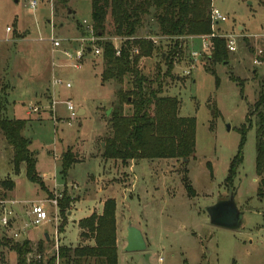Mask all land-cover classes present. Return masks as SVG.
Segmentation results:
<instances>
[{"label": "rangeland", "instance_id": "rangeland-1", "mask_svg": "<svg viewBox=\"0 0 264 264\" xmlns=\"http://www.w3.org/2000/svg\"><path fill=\"white\" fill-rule=\"evenodd\" d=\"M32 1L37 3L34 9L29 7ZM211 7L226 18L215 28L219 38L234 43L225 65L209 66V51L194 60L192 51L202 53L200 37L177 41L159 36L153 20L139 34L156 51L142 58L137 69L153 89L159 74L161 95L178 100L180 118L194 119L193 156L122 164L102 155L112 134L116 92L131 90L130 76L122 86L103 83L102 52L88 53L75 70L50 45L56 39L63 41L64 49L81 48L77 41L85 35L83 22L91 24L90 2L0 0V120L25 122L22 136L29 140L43 186L27 181L23 165L18 175L13 172L12 150L0 131V181L15 184L11 192L0 189V219L6 216L8 223H0V264H16L11 248L25 241L32 247L27 258L36 262L38 244L43 260L55 256L59 247L77 246L79 230L73 221L88 216L97 192L101 213L106 202L116 205L118 264H264V198L257 197L259 178L254 171L255 137L264 113L253 108L264 90V65L259 62L264 54V0H211ZM105 26L106 34L92 50L104 42L122 48L125 40L112 35L109 15ZM175 44L182 54L170 57L171 76L165 78L167 68L160 54L170 53ZM54 76L71 88L54 86ZM67 100L78 113L75 119L66 110ZM32 108L37 113H31ZM124 114L131 115L130 106H124ZM242 127L248 131L243 161L228 182ZM65 153L72 155L73 164L63 180L59 172ZM231 194L242 215L240 228L212 226L206 209ZM60 200L66 202L62 218ZM38 203L48 221L31 228V206ZM128 226L141 232L144 251H124Z\"/></svg>", "mask_w": 264, "mask_h": 264}, {"label": "trees", "instance_id": "trees-1", "mask_svg": "<svg viewBox=\"0 0 264 264\" xmlns=\"http://www.w3.org/2000/svg\"><path fill=\"white\" fill-rule=\"evenodd\" d=\"M91 7V25L97 38H103L106 34L105 22L109 15L112 25V35L115 38L125 40L120 55L116 56L111 42L99 43L102 51L103 71L101 80L103 83L115 81L123 85L126 76L132 80L130 91L119 88L116 92V105L112 109L110 128L111 137L105 141L103 158L118 161L122 164L134 161L154 160H188L194 154L195 121L194 119L180 118L178 116L179 102L176 98L161 95L159 74L154 83L143 77L137 64L142 58H149L156 48L150 42L140 39L139 34L148 27L153 20L158 28V35L166 38L188 39L209 36L211 31L210 9L211 0H88ZM85 34V30L83 29ZM149 32V31H148ZM147 38V37H146ZM178 44L168 54H160L166 64L165 78L171 76L172 59ZM133 48H137L139 54L131 55ZM229 52L226 41L221 38L210 39V50L207 60L209 66H215L226 62ZM264 65V54L259 58ZM131 107V115L124 114V106ZM264 113V90L258 95L254 107ZM261 117V118H260ZM255 139L254 171L259 184L257 197L264 198V114L259 115ZM247 120V119H246ZM248 123V120L246 121ZM25 122L20 120H0V131L12 150L13 172L18 175L20 167L25 169V177L28 182L41 184V178L36 172V160L34 153L29 150V140L22 136ZM249 128V127H248ZM239 131L241 140L238 150L232 159L228 182L235 176L242 164V147L248 131ZM73 164V157L65 153L61 157L59 176L65 180L67 172ZM15 184L12 180L0 181V189L13 191ZM187 193H191L188 185H185ZM66 202L60 200L57 203L59 215L62 218ZM115 212L114 201L104 204L100 215L91 216L78 221L80 231L77 246L59 247L56 255L43 260L41 245H37L36 254L39 260L28 259L32 254L31 244L27 241L21 245H15L11 250L16 255V264H118V256L115 245Z\"/></svg>", "mask_w": 264, "mask_h": 264}, {"label": "built area", "instance_id": "built-area-1", "mask_svg": "<svg viewBox=\"0 0 264 264\" xmlns=\"http://www.w3.org/2000/svg\"><path fill=\"white\" fill-rule=\"evenodd\" d=\"M37 3L35 1H32L29 5L31 9H34L36 7ZM226 21V18L216 9L212 8L210 9V22H211V31L212 33L207 36V37H200L202 39V42L204 43L201 47L202 53H197L192 51L190 53L191 58L196 60L198 57L206 53L207 51L210 50V39L211 38H219L218 34L215 31V28L219 23H223ZM83 28L85 30V35L81 37L77 42L81 45V48L77 50H69V49H64L63 47V41L56 40V39H51L50 45H51V50L54 53H60L63 58L66 59L68 62V66L72 69L77 70L81 62L84 58L85 55L88 53H92L94 55H99L101 51L100 48H97L95 50H92L94 47V44L98 40V38L94 35L92 25H88L86 22H83ZM148 40H151V42H154L152 38H146ZM117 40V39H115ZM114 46V45H113ZM226 48L229 53H232L234 51V43L232 40L226 41ZM90 51V52H88ZM115 55L119 56L121 48L114 47ZM201 52V51H200ZM139 54V51L137 48H133L131 51V55L137 56ZM54 86H64L66 89H70L71 86L69 83L63 82L58 76L53 77L52 81ZM65 106L66 110L69 113V117L71 119H75L76 115L78 114L77 111L75 110L73 104L71 101H65ZM54 106V101L52 102V107ZM31 113H37L36 108L31 109ZM54 205H56V202H53ZM8 215V214H7ZM11 215V213H9ZM30 221H29V226L31 228H36L38 226H41L45 224L48 221V215L45 211V208L42 203H38L35 205L31 206V211H30ZM0 223L2 226H7V217H3L0 219Z\"/></svg>", "mask_w": 264, "mask_h": 264}, {"label": "water", "instance_id": "water-1", "mask_svg": "<svg viewBox=\"0 0 264 264\" xmlns=\"http://www.w3.org/2000/svg\"><path fill=\"white\" fill-rule=\"evenodd\" d=\"M90 52V51H88ZM223 65L226 62L222 63ZM110 111L106 113L109 115ZM209 222L212 226L230 230L239 229L242 215L234 204V197L231 194L226 200H219L216 204L206 209ZM47 239V236H45ZM146 249V244L140 231L128 226L126 230V253L141 252Z\"/></svg>", "mask_w": 264, "mask_h": 264}, {"label": "crops", "instance_id": "crops-1", "mask_svg": "<svg viewBox=\"0 0 264 264\" xmlns=\"http://www.w3.org/2000/svg\"><path fill=\"white\" fill-rule=\"evenodd\" d=\"M98 193V192H97ZM97 193H95V203H94V206H93V208L91 209V210H89V214H88V216L87 217H89V216H91L92 214H97V215H99V214H101V209H102V206H103V203L102 202H98V194ZM83 198H81L80 200H82ZM79 200V201H80ZM79 201H77L76 202V205L79 203ZM76 210V209H75ZM74 210V211H75ZM94 210H96L97 211V213H94ZM74 211L71 213V215L74 213ZM116 213H117V210H116ZM87 217H85V218H87ZM85 218H82V219H85ZM82 219H79V220H77V221H73V223L77 226V223H78V221H80V220H82ZM79 230V229H78ZM79 234H80V231H78V237H79ZM29 240V239H28ZM145 241V240H144ZM47 242H49V238H48V236H47V239H46V243ZM61 243H62V241H61ZM78 244V243H77ZM146 244V243H145ZM70 247V246H69ZM71 247H73V246H71ZM74 248V247H73Z\"/></svg>", "mask_w": 264, "mask_h": 264}]
</instances>
